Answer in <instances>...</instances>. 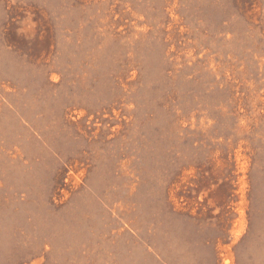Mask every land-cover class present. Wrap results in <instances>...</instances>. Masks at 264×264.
I'll use <instances>...</instances> for the list:
<instances>
[{"label":"rangeland","instance_id":"obj_1","mask_svg":"<svg viewBox=\"0 0 264 264\" xmlns=\"http://www.w3.org/2000/svg\"><path fill=\"white\" fill-rule=\"evenodd\" d=\"M0 264H264V0H0Z\"/></svg>","mask_w":264,"mask_h":264}]
</instances>
